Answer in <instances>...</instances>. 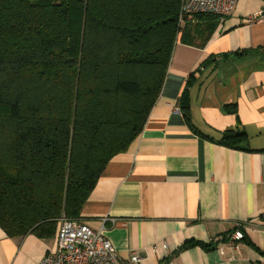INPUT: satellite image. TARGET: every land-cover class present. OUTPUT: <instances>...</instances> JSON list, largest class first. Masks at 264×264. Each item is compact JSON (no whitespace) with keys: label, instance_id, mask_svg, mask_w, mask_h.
Listing matches in <instances>:
<instances>
[{"label":"trees","instance_id":"16d2710c","mask_svg":"<svg viewBox=\"0 0 264 264\" xmlns=\"http://www.w3.org/2000/svg\"><path fill=\"white\" fill-rule=\"evenodd\" d=\"M181 1L0 0L7 236L47 237L62 216L82 220L107 163L141 133L175 43L202 45L217 24L219 16L197 13L179 25ZM179 109L200 134L186 91ZM244 136L224 131L221 142L234 146Z\"/></svg>","mask_w":264,"mask_h":264},{"label":"crops","instance_id":"0c3cea01","mask_svg":"<svg viewBox=\"0 0 264 264\" xmlns=\"http://www.w3.org/2000/svg\"><path fill=\"white\" fill-rule=\"evenodd\" d=\"M259 13L264 0H235L202 45L175 43L141 133L107 163L80 213L119 256L264 264V16L247 21ZM185 91L200 134L179 109ZM228 130L245 136L227 146ZM236 229L244 238L228 243ZM54 245L55 232L11 238L0 228V264H39Z\"/></svg>","mask_w":264,"mask_h":264},{"label":"built area","instance_id":"2783aa9c","mask_svg":"<svg viewBox=\"0 0 264 264\" xmlns=\"http://www.w3.org/2000/svg\"><path fill=\"white\" fill-rule=\"evenodd\" d=\"M235 0H182L178 14L179 25H183L188 14L211 13L219 17L228 15ZM264 13L253 15L251 21ZM114 221V219H112ZM244 238L240 229L234 230L227 238L228 243ZM141 256L131 251L121 257L103 229H94L79 219L62 216L56 226L55 245L49 249L39 264H139Z\"/></svg>","mask_w":264,"mask_h":264}]
</instances>
